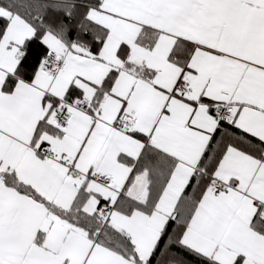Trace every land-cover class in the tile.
I'll return each mask as SVG.
<instances>
[{
    "label": "snow or ice",
    "instance_id": "snow-or-ice-1",
    "mask_svg": "<svg viewBox=\"0 0 264 264\" xmlns=\"http://www.w3.org/2000/svg\"><path fill=\"white\" fill-rule=\"evenodd\" d=\"M0 264H264V0H0Z\"/></svg>",
    "mask_w": 264,
    "mask_h": 264
}]
</instances>
